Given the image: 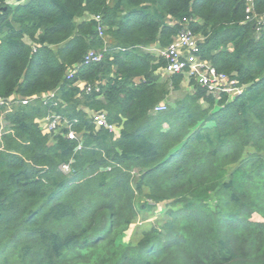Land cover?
Segmentation results:
<instances>
[{"label": "trees", "instance_id": "obj_1", "mask_svg": "<svg viewBox=\"0 0 264 264\" xmlns=\"http://www.w3.org/2000/svg\"><path fill=\"white\" fill-rule=\"evenodd\" d=\"M253 14L244 0H0V264H264V0ZM183 29L239 95L163 74L145 48ZM89 51L102 60L83 65Z\"/></svg>", "mask_w": 264, "mask_h": 264}, {"label": "built area", "instance_id": "obj_2", "mask_svg": "<svg viewBox=\"0 0 264 264\" xmlns=\"http://www.w3.org/2000/svg\"><path fill=\"white\" fill-rule=\"evenodd\" d=\"M245 1V22L255 19L253 14L254 0H244ZM98 19V18H97ZM100 35H102V28L99 27L98 30ZM199 37L193 35L188 29L181 30L177 36L173 39L171 44L166 48L156 49L157 55L162 57L166 64V71L169 74L181 73L187 78L194 79L200 86L205 87L211 94L226 93L230 95H239L241 89L236 87V81L230 80L224 74H219L216 70L211 67V65L198 56ZM102 53L96 51H89L85 54L82 59L83 65H88L91 63H99L102 60ZM72 75V71H69L67 78L69 79ZM53 95H49L51 98ZM9 99L0 98V107L6 106L9 103ZM26 102H22L25 104ZM166 110L165 105L159 104L154 107L153 112L159 113ZM58 116H47L42 125L44 132L51 133L55 130L58 125ZM92 120L97 127L106 128L109 132H117L118 129L114 125L107 123L104 113H95L92 116ZM67 139H76L75 134L68 130L66 134ZM61 170L63 172L68 171L67 166H62Z\"/></svg>", "mask_w": 264, "mask_h": 264}, {"label": "rangeland", "instance_id": "obj_3", "mask_svg": "<svg viewBox=\"0 0 264 264\" xmlns=\"http://www.w3.org/2000/svg\"><path fill=\"white\" fill-rule=\"evenodd\" d=\"M169 74V73H168ZM186 81L183 83V93L187 91L186 89ZM182 92H178L173 94L172 100L178 99L181 97ZM169 101V102H170ZM4 128L2 121H0V131ZM66 173V172H65ZM160 209L156 211H152V213L143 212L133 221L130 225L129 229L126 230L121 236L117 237L116 243L122 245H128L131 242H136V240L140 237L138 234L141 230L147 228L151 223L157 222L161 219L160 214H158Z\"/></svg>", "mask_w": 264, "mask_h": 264}, {"label": "crops", "instance_id": "obj_4", "mask_svg": "<svg viewBox=\"0 0 264 264\" xmlns=\"http://www.w3.org/2000/svg\"><path fill=\"white\" fill-rule=\"evenodd\" d=\"M14 1L16 2V0H14ZM9 3L14 4L13 2H9ZM156 49H158V48L153 46V47L145 48V51L151 52V53L155 54L156 56H158L157 52H156ZM163 74L164 75H168V72L166 70H164ZM185 85H187V84H185Z\"/></svg>", "mask_w": 264, "mask_h": 264}, {"label": "clouds", "instance_id": "obj_5", "mask_svg": "<svg viewBox=\"0 0 264 264\" xmlns=\"http://www.w3.org/2000/svg\"><path fill=\"white\" fill-rule=\"evenodd\" d=\"M61 169V168H60ZM62 171V170H61Z\"/></svg>", "mask_w": 264, "mask_h": 264}]
</instances>
